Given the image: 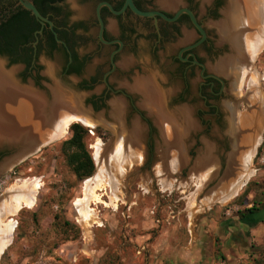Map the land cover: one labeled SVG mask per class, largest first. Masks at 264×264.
I'll return each instance as SVG.
<instances>
[{"label": "water", "instance_id": "water-1", "mask_svg": "<svg viewBox=\"0 0 264 264\" xmlns=\"http://www.w3.org/2000/svg\"><path fill=\"white\" fill-rule=\"evenodd\" d=\"M150 1L153 7L174 13V17L140 11L134 0H125L120 12L107 3L100 4L96 14L101 42L106 44L100 17L104 6L115 16L130 10L140 18H161L170 23L187 14L203 36L199 44L206 39L205 31L186 6L189 4L208 28L206 9L212 0ZM20 2L36 19L48 22L29 0ZM98 2L89 0L81 8L76 0L68 4L79 16H85L94 12ZM225 3L222 19L210 24L219 36L217 47H229L216 64L206 62L208 72L227 83L219 97L209 99L212 108L200 96L203 80L199 71L194 80H167L146 60L141 74H131L132 80H110L119 96L111 98L103 112L95 113L86 102L101 89L79 92L77 80H69L64 86L56 79L57 67L50 63L45 64L44 75L52 83L44 90L32 83L22 85L17 78L20 69H7L0 59V152H9L0 163V177L64 138L70 125L80 122L86 128L101 127L114 135L107 144L96 139L90 146L95 149L92 157L96 173L83 184V199L73 205L84 222H99L101 209L115 211L134 183L148 194L172 192L179 196L185 202L190 227L214 205L229 204L250 180L264 175V169L253 166L264 135V90L254 66L264 51V0ZM108 28L118 33L114 22ZM183 34L176 49L196 37L186 30ZM161 57L159 53L156 63ZM118 66L124 72L131 71L136 61L124 57ZM43 178L16 180L0 197V257L11 245L17 226L14 220L3 223L22 208L34 207L43 188L38 183Z\"/></svg>", "mask_w": 264, "mask_h": 264}, {"label": "rangeland", "instance_id": "rangeland-1", "mask_svg": "<svg viewBox=\"0 0 264 264\" xmlns=\"http://www.w3.org/2000/svg\"><path fill=\"white\" fill-rule=\"evenodd\" d=\"M255 68L264 72V53ZM75 125L82 128L83 144L92 160L90 146L96 139L107 144L114 138L103 128L74 124L64 139L2 176L0 196L16 180L44 178L36 206L15 218L17 230L0 264H144L150 245L159 241L185 248L190 232L199 236L204 264H264V175L253 178L229 204L214 205L194 227L188 224L186 205L179 196L148 194L137 183L126 190L115 211L98 212L100 226L84 227L73 205L83 197V184L95 175L96 165L93 160L95 172L89 178L74 173L69 159L74 150L66 144L74 136ZM255 168L264 169V139ZM223 237L237 247L222 253Z\"/></svg>", "mask_w": 264, "mask_h": 264}, {"label": "flooded vegetation", "instance_id": "flooded-vegetation-1", "mask_svg": "<svg viewBox=\"0 0 264 264\" xmlns=\"http://www.w3.org/2000/svg\"><path fill=\"white\" fill-rule=\"evenodd\" d=\"M29 1L48 22L36 19L20 0H0V59L6 63L7 69H20L17 78L22 85L32 83L36 89L44 90L46 84L52 83L44 75L45 64L50 63L57 67L56 79L64 86L69 80H77L79 92L88 94L101 89L86 102L87 107L92 106L95 113H100L108 107L111 98L119 96L110 80H132L131 74H141L142 63L149 60L167 80H194L199 71L200 80H203L200 96L207 104L209 99L219 97L223 88L226 89L224 79L210 74L206 67V62L216 64L229 52L227 46L217 47L219 36L210 26L222 19L225 0H212L207 5L208 28L199 20L194 9L189 4L186 6L206 33V39L201 44L203 36L187 14L170 23L161 18H140L130 10L115 16L104 6L100 11L104 44L99 37L100 23L96 10L100 4L107 3L120 12L125 0H99L94 12L85 16H79L68 4L69 0ZM88 2L76 0L80 8ZM134 4L143 12L158 11L168 18L174 17V13L153 7L150 0H134ZM111 22L116 24L117 34L109 30ZM184 30L194 32L196 37L191 43L176 49ZM159 53L162 54L161 62L156 63ZM124 57L136 61V67L131 71L124 72L118 66L119 60ZM8 154V150L0 152V163Z\"/></svg>", "mask_w": 264, "mask_h": 264}, {"label": "crops", "instance_id": "crops-1", "mask_svg": "<svg viewBox=\"0 0 264 264\" xmlns=\"http://www.w3.org/2000/svg\"><path fill=\"white\" fill-rule=\"evenodd\" d=\"M196 228L198 227L196 226ZM190 234V244L185 248L173 247L169 242L160 245L159 241L150 245L149 250L151 252L146 255L144 264H204V249L201 242L197 243L199 236L196 232L194 234L190 232ZM234 247H237L235 242L229 241L228 237H223L222 253L228 252Z\"/></svg>", "mask_w": 264, "mask_h": 264}, {"label": "trees", "instance_id": "trees-1", "mask_svg": "<svg viewBox=\"0 0 264 264\" xmlns=\"http://www.w3.org/2000/svg\"><path fill=\"white\" fill-rule=\"evenodd\" d=\"M73 129H74V136L66 144L68 145L70 150H74V152L69 157L70 164L74 169L73 170L74 173L78 177L89 178L94 174L95 166L91 156L84 147L82 131H81L82 128L79 125H75L73 126Z\"/></svg>", "mask_w": 264, "mask_h": 264}, {"label": "bare ground", "instance_id": "bare-ground-1", "mask_svg": "<svg viewBox=\"0 0 264 264\" xmlns=\"http://www.w3.org/2000/svg\"><path fill=\"white\" fill-rule=\"evenodd\" d=\"M264 53V51L261 53V54H263ZM260 54V55H261ZM259 55V56H260ZM259 58V57H258ZM257 58V59H258ZM257 59H256V61H257ZM256 61H255V63H256ZM255 66V65H254ZM258 70V69H257ZM256 70V68H255V71H256V74H257V76H258V79H259V82H260V84H261V87L263 88V90H264V87H263V83H264V72L263 73H259L258 71ZM81 124L80 122H73L71 125H70V127L72 126V125H74V124ZM82 125V124H81ZM69 127V128H70ZM69 128H68V130H69ZM98 128H101V127H98ZM98 128H94V129H92V130H96V129H98ZM91 129V128H90ZM104 130H107V129H105V128H103ZM68 130H67V133H66V135L64 136V138L67 136V134H68ZM108 132H110L109 130H107ZM111 133V132H110ZM93 135H94V133H92ZM64 138H62V139H64ZM61 139V140H62ZM263 139H264V135H263V137H262V139H261V141H260V144H259V147H258V150H257V153H256V156H255V159H254V162H253V166L255 167V162H256V159H257V157H258V153H259V150H260V148L262 147V143H263ZM99 141L101 142V144H105V143H103L100 139H99ZM55 143V142H54ZM53 144V143H52ZM51 145V144H50ZM50 145H48V146H50ZM48 146H46V147H48ZM45 147V148H46ZM44 149V148H43ZM94 150V152H95V149H93ZM31 158V157H30ZM28 160V159H27ZM22 164V163H21ZM20 165V164H19ZM18 165V166H19ZM17 167V166H16ZM14 169V168H13ZM12 169V170H13ZM12 170H10V171H12ZM9 171V172H10ZM8 173V172H7ZM5 175V174H4ZM251 181V180H250ZM249 181V182H250ZM248 182V183H249ZM247 183V184H248ZM246 184V185H247ZM38 185H41L40 183H38ZM245 185V186H246ZM40 191V190H39ZM38 195V194H37ZM1 197V196H0ZM83 199V197L82 198H80V199H78V200H82ZM77 200V201H78ZM121 201H123L122 199H121ZM120 201V202H121ZM76 202V201H75ZM36 203H37V197H36ZM119 205H120V203H119ZM119 205H118V208H119ZM36 206V204L34 205V207ZM33 207V208H34ZM32 208V209H33ZM25 209H29V208H22L21 210H19L18 211V213H17V215L16 216H13V217H8L6 220H5V222L3 223V225H6L10 220H14L15 221V218L23 211V210H25ZM29 210H31V209H29ZM78 214V213H77ZM79 216V215H78ZM77 220H79L81 223H82V225L84 226V227H90L91 226V224H88V223H86V222H84L82 219H81V217L79 216V218H77ZM94 224H96V225H98V226H100L99 225V223H94ZM16 230H17V226H16V228H14V232H13V234H12V237H14V235H15V233H16ZM12 244V243H11ZM11 245H9L4 251H3V254L6 252V250L7 249H9V247H10ZM2 254V255H3ZM2 257V256H1ZM1 257H0V259H1Z\"/></svg>", "mask_w": 264, "mask_h": 264}]
</instances>
